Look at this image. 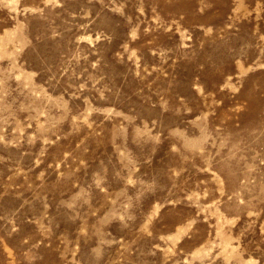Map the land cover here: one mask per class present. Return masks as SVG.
<instances>
[{"label": "rangeland", "instance_id": "obj_1", "mask_svg": "<svg viewBox=\"0 0 264 264\" xmlns=\"http://www.w3.org/2000/svg\"><path fill=\"white\" fill-rule=\"evenodd\" d=\"M0 264H264V0H0Z\"/></svg>", "mask_w": 264, "mask_h": 264}]
</instances>
